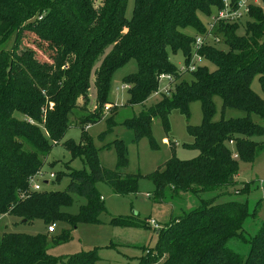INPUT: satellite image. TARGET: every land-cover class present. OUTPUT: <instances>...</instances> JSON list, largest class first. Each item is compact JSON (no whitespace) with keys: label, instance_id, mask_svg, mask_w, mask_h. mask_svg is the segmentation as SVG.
Here are the masks:
<instances>
[{"label":"trees","instance_id":"obj_1","mask_svg":"<svg viewBox=\"0 0 264 264\" xmlns=\"http://www.w3.org/2000/svg\"><path fill=\"white\" fill-rule=\"evenodd\" d=\"M127 2L0 0V214L16 217L13 224L41 220L46 225L45 232L35 234L4 230L0 236V264L95 263V250L75 253L65 260L50 254L49 241L58 243L68 234L51 235L47 227L61 222L71 226L81 221L96 222L104 207L95 183L106 182L119 194L136 192L141 174L120 171L127 164L121 139L113 141L115 168L100 165L98 147L85 126L96 122L94 117L101 118L105 106H111L105 117V131L113 128L117 107L109 100L111 82L114 73L130 60L135 61L136 70L121 78L129 85V104L142 103L156 92L159 74L177 77L179 72L169 59L168 49L182 51L188 63L195 38L182 29L191 26L203 33L205 28L197 13L210 14L213 8L223 6V0H133L128 18ZM248 16L243 34L237 33L240 22L217 21L211 30L213 37L228 46L227 50L215 43L197 49L214 69L197 65L190 80L179 81L168 94L162 93L159 101L123 120L132 129L134 142L147 137L156 147L151 131L154 117H159L168 130V116L173 109L188 118L189 104L199 101L202 112L200 124L187 123L193 141L186 146L197 150V154L189 159L171 156L147 175L155 184V196L162 199L167 188L175 194L191 191L200 197V206L157 229L155 245L144 247L145 254L133 264H264V221L248 237L244 229L246 220L256 216L261 200L251 210L248 198L212 203L230 193L241 163L252 164L264 150V98L251 87L257 76L264 94V16L259 5L249 6ZM27 31L55 48L51 62L19 52ZM92 78L98 107L93 115L79 118L84 142H63L71 158H82L91 171H69L64 190H31L28 178L43 171L46 156L70 126L69 116L78 107L79 98L84 100L85 109ZM215 96L221 99L217 120H213ZM227 108L245 114L224 117ZM253 114L263 123L254 121ZM232 148L237 158L232 156ZM50 173L55 180L64 174ZM252 182L242 183L234 189L235 194L247 196L253 189ZM73 193L87 200L76 214L63 210L72 205ZM203 194L211 196L203 198ZM112 222L149 226L146 220L131 216L113 217ZM233 238L249 243L246 256L228 246Z\"/></svg>","mask_w":264,"mask_h":264},{"label":"rangeland","instance_id":"obj_2","mask_svg":"<svg viewBox=\"0 0 264 264\" xmlns=\"http://www.w3.org/2000/svg\"><path fill=\"white\" fill-rule=\"evenodd\" d=\"M231 5L232 9L237 8L235 4L231 3ZM246 5L247 7L259 5L264 16V0H248ZM132 7L133 0H128L126 6V17L128 18L131 16ZM223 7L224 0L223 6L219 9L213 8L210 14H204L202 12L197 13L200 22L205 28L203 33H206L208 29H214L217 21L226 22L224 20H216L218 15L217 12ZM248 10L249 9L244 11V8H241L238 10L239 16L236 15L234 19L231 18L232 20L230 22H240V26L237 30L238 34H243L244 32V25L249 17ZM210 24H212V27L209 26ZM182 30L184 33L194 36L195 39L197 36L204 35L191 26L185 27ZM206 43H215L217 47L223 50L228 49V46L222 43L219 38L214 39L208 37L205 39V44ZM108 50L109 48L106 49V51ZM19 52L30 55L41 62H51L52 55L55 53V48L39 39L33 32L27 31L24 33ZM193 52L194 45L192 47L190 59L188 60L189 64L192 62L194 66L201 64L207 65L211 69L215 68L214 65L209 63L202 56L200 60L195 56L192 58ZM168 56L170 61L178 69L179 75L175 77L174 75L168 74L171 78H167V81H169L168 84L164 78L159 79L157 91L139 104H129L126 102L129 98V93L126 88H119L123 85L121 78L136 70L135 61L132 59L123 67L119 68L114 73L109 94V100L117 107L116 113L113 115L115 125L111 130L105 131V117L110 113V106L108 110H105V108L103 109L101 118L94 117L95 121H97L88 122L85 126V131L93 139L94 145L98 147V162L105 168H115L116 148L113 141L116 139H121L123 141L126 149L127 164L121 168L120 171L123 174H141L137 181L136 192L119 194L114 192L112 187L106 182L97 181L95 183L96 192L102 200L104 207L97 216L98 220L96 222L81 221L75 226H71L69 223H57V225H55L56 231L52 235H59L64 232L68 234V237L58 243H51L49 241L47 251L50 254L65 260L72 254L95 250L97 259L94 264H133L138 257L145 254L144 247L155 245L157 241V229L164 227L175 217H179L190 209L200 206V197L191 191L175 194L170 188H167L162 199L155 196V184L147 176L171 156H176L180 159H189L197 154V150L186 146V144L193 141L192 136L188 133L187 123L191 125H198L201 123L202 112L200 102L193 101L189 104L188 118H186L184 113L177 109H173L168 116V130L164 129L159 117L153 118L151 131L156 142V147L151 146L147 137H143L137 143L134 142L132 129L127 128L123 124L124 119L138 114L143 109L159 101L161 94L164 93L162 90H164L166 86H168V88L170 87V92L179 81L183 79L190 80L192 78L191 67H189V64L187 67L184 65L185 57L182 51L178 50L177 52H172L168 49ZM251 87L264 98L257 76L252 80ZM88 99V102L86 101L85 104V109L82 108L84 100L82 98L78 99V107L74 108L70 113L69 117L71 123L63 139L57 144H54L51 151L46 156L42 169L48 182L42 183L41 189L47 191L64 190L69 181L67 174L69 171L72 169H85L87 172L91 171L89 164L83 161L82 158H71L70 153L63 145V142L67 139H71L77 144L84 142L79 118L84 115H93L92 113H95L98 107L93 78L91 79V85L88 91ZM214 103L216 113L213 116V120H217L221 113L220 97L215 96ZM244 114V111L235 108H227L223 113L224 117H239ZM252 118L256 122L263 123L256 114H253ZM262 138L264 139V137ZM230 141L229 145L232 146L233 144H230ZM108 143H110V146L104 148L103 145L107 146ZM232 150V156H234L235 150L233 148ZM60 171L64 172V174H62L59 180L49 178L50 172L56 173ZM236 179V184L229 188L230 193L228 192L223 196L215 198L212 203L223 202L228 199L244 200L248 198L249 208L251 210L256 201L261 200L256 216L247 219L244 224L245 234L246 237H248V234H253L261 225L262 221H264V150L256 156L252 164L241 163L240 172ZM250 180L253 181V189L247 196L244 194H235V188L240 187L242 183ZM210 196L211 194L201 195L203 198H208ZM72 197V205L64 207L63 210L68 213L76 214L79 206L86 204L87 200L85 196L77 193H73ZM119 216L135 217L138 221L146 220L149 226L132 227L116 225L112 222V218ZM150 219H154L153 222H151ZM16 220H18L16 217L5 215L4 218L0 220V236L4 230H15L30 234L46 231V225H44L41 220L13 224V221ZM228 246L239 251L242 256H246L249 243L233 238L228 242ZM59 264H61V262Z\"/></svg>","mask_w":264,"mask_h":264},{"label":"built area","instance_id":"obj_3","mask_svg":"<svg viewBox=\"0 0 264 264\" xmlns=\"http://www.w3.org/2000/svg\"><path fill=\"white\" fill-rule=\"evenodd\" d=\"M246 3H248V0H236L235 6H237V8L236 9H232V5L230 4V1L229 0H224V7L217 12L218 15L216 17V20H224L226 22H230L232 19H234V17L236 15L239 16V13H238L239 9L244 8V11L249 9V6L247 7ZM209 26L212 27V24H210ZM211 30L212 29H208L206 35L197 36L196 37V39L194 41V52L192 54V58L195 56V57H197L200 60L201 55H199L197 53V49L205 44V39H207L208 37H212L214 39H218L217 37H213L211 35ZM188 64H189V61H188V63H186L184 65H186V67H187ZM189 67H191L190 68L191 70H194L197 66H194L192 64V62H191L189 64ZM163 78H164V80L167 81V78H170V77L168 76L167 73H161V74L158 75V80L159 79H163ZM168 82L169 81H167V84H168ZM128 87H129V85L123 84L119 88H121V89L126 88L127 89ZM169 89H170V87L168 88V86H166V88L164 90H162V91L167 94L169 92ZM105 109L108 110L109 109L108 106H105ZM230 144H232V141H230ZM233 157L235 158V157H237V155L234 153ZM53 177H54V174L53 173H49V178H53ZM45 180L48 181V179L45 177V173L43 171H41V170H38L35 174H33L32 176H30L28 178V182L30 184L31 190H33V191L40 190L41 189V185H42V183H44ZM4 216H5V214H0V220H2L4 218ZM151 222H153V220H151ZM47 230L49 232H53L55 230V224H52L51 226H48Z\"/></svg>","mask_w":264,"mask_h":264},{"label":"crops","instance_id":"obj_4","mask_svg":"<svg viewBox=\"0 0 264 264\" xmlns=\"http://www.w3.org/2000/svg\"><path fill=\"white\" fill-rule=\"evenodd\" d=\"M151 220H154V219H150V221H151ZM55 231H56V229H55L53 232L49 233V234H51V235H52V234H54V233H55Z\"/></svg>","mask_w":264,"mask_h":264},{"label":"water","instance_id":"obj_5","mask_svg":"<svg viewBox=\"0 0 264 264\" xmlns=\"http://www.w3.org/2000/svg\"><path fill=\"white\" fill-rule=\"evenodd\" d=\"M47 182H48L47 180L44 181V183H47Z\"/></svg>","mask_w":264,"mask_h":264}]
</instances>
